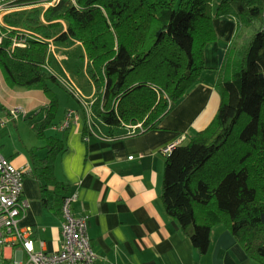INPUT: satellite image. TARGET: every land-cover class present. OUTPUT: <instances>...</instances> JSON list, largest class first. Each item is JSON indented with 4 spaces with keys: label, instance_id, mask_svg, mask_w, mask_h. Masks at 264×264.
I'll return each instance as SVG.
<instances>
[{
    "label": "trees",
    "instance_id": "16d2710c",
    "mask_svg": "<svg viewBox=\"0 0 264 264\" xmlns=\"http://www.w3.org/2000/svg\"><path fill=\"white\" fill-rule=\"evenodd\" d=\"M221 15L235 18L237 26L217 69L219 106L205 128L162 151L160 197L199 254L210 247L212 227L222 223L248 257L264 264V0H60L5 16L12 28L0 25L6 81L41 88L49 99L36 132L47 152L31 171L44 206L62 213L70 192L54 175L63 140L45 133L56 123L59 105L52 85L65 89L43 66L47 39L81 42L94 86L91 116L107 136L117 137L129 133L128 123L157 127L183 97L206 67V45L219 39L213 18ZM60 19L67 21L65 29ZM14 36L26 45L11 48ZM222 152L226 162L213 161ZM208 164L217 168L213 176L202 171Z\"/></svg>",
    "mask_w": 264,
    "mask_h": 264
},
{
    "label": "crops",
    "instance_id": "0c3cea01",
    "mask_svg": "<svg viewBox=\"0 0 264 264\" xmlns=\"http://www.w3.org/2000/svg\"><path fill=\"white\" fill-rule=\"evenodd\" d=\"M35 6L42 10L47 7L35 2L10 11L22 13ZM59 21L65 29L67 21ZM213 24L219 39L206 45V67L181 101L160 119L157 127L109 137L99 118L90 116L92 121L88 123L87 113L75 99L77 105L68 104L62 117L45 129L46 134L59 132L57 136L63 140L65 149L54 159V175L68 185L69 194H74L72 212L88 217L87 232L97 254L95 264H261L248 257L222 223L212 227L210 247L205 254H199L177 221L166 213L160 197L165 162L161 149L177 140L178 143L183 142L195 131L205 128L221 100L216 85L217 69L222 64L237 21L221 15L213 18ZM47 40L46 62L50 67L54 61L60 63V54L78 46L85 57V72L91 81L87 72L88 59L79 40L72 39L66 43L53 38ZM65 78L74 83L71 77ZM57 87L62 88L52 85L58 96ZM93 95L94 86L92 94L85 98H93ZM58 100L60 104L59 96ZM48 101L41 88L9 85L0 68L1 113L10 114V108L18 106L25 111L23 118L31 120L33 115L29 114L33 112L37 121L30 127L34 130L28 133L31 138L29 144L24 140L23 144L13 141L8 147V155L0 150L15 166L26 170L23 197L27 199L28 206L21 223L31 225L34 242L38 239L36 249L41 248L40 241L43 240L47 251H56L62 244V213L44 206L40 184L31 175L37 158L41 159L47 152L45 140L36 132L41 122L39 111ZM69 109L78 113V119L71 120L62 129L61 124L66 121ZM35 138L40 140V144H35ZM6 253L11 254L10 247L6 248Z\"/></svg>",
    "mask_w": 264,
    "mask_h": 264
},
{
    "label": "built area",
    "instance_id": "2783aa9c",
    "mask_svg": "<svg viewBox=\"0 0 264 264\" xmlns=\"http://www.w3.org/2000/svg\"><path fill=\"white\" fill-rule=\"evenodd\" d=\"M20 0H0V14L8 12L18 5ZM60 0H37V4L46 6L54 5ZM76 3V0H71ZM264 30V24H263ZM4 33H0V43L4 39ZM49 41V40H48ZM25 38L14 36L11 38L10 47L25 46ZM43 66L56 75L57 80L64 88L72 94L83 106L88 116L90 124L91 105L93 99H86L82 96L77 86L69 79L57 74L50 65L45 62ZM11 115L16 117L19 113L25 111L21 107H12ZM78 113L69 109L66 113L65 122L61 128H65L70 121H76ZM128 134L141 132L145 130L141 121L127 124ZM178 140L167 144L162 148L163 152L169 151L178 144ZM129 157H132L130 155ZM26 170L15 166L9 158L0 152V264H95L97 254L93 250L88 229V217L86 215H75L72 212V200L74 194L66 195L62 200L61 210L63 223L61 227V247L56 251H47L44 248V241H40L41 248H35L34 238L32 236L31 225L21 223V217L24 215L28 206V201L23 197V180ZM11 248V254L6 253V248ZM16 248L15 253L13 249ZM26 255V259L23 257Z\"/></svg>",
    "mask_w": 264,
    "mask_h": 264
},
{
    "label": "rangeland",
    "instance_id": "374dc122",
    "mask_svg": "<svg viewBox=\"0 0 264 264\" xmlns=\"http://www.w3.org/2000/svg\"><path fill=\"white\" fill-rule=\"evenodd\" d=\"M27 4V3H26ZM26 4L18 5L19 8H22V6ZM28 5V4H27ZM31 8V7H30ZM18 10V9H17ZM13 11L4 12L3 14H0V25L5 26L7 30L12 29L11 26L7 24L4 20V17L11 14ZM7 33L8 31H3ZM59 62L54 61L52 64V67L54 68L55 72L63 77H71V79L76 84L77 88L81 92L82 96L85 98L87 96H90L93 92V84L90 80L87 78L86 74V63H85V57L83 56L82 49L78 46L72 47L69 50L64 51L63 54H60ZM68 72V73H67ZM203 77V76H202ZM204 78V77H203ZM57 93L60 98V104L58 105L56 116L54 117L55 122L58 121L62 115L63 112L68 104H76V98L70 94L67 91H64L62 88L57 87ZM182 99V98H181ZM181 99L178 101L180 102ZM170 108V107H169ZM168 108V109H169ZM11 109V108H10ZM2 110H0V130L2 134V138L0 139V150L3 154L8 155L10 152L8 150V147L13 143V141H19L23 144V140L26 142V144H29L28 142L31 141V138L28 135L29 131L31 132L34 129L32 128V124L36 123L37 121L35 114L32 112L29 115L32 116V119L29 120L27 118H23L22 114H18L16 119H13L14 117L11 114L3 115L4 113H1ZM65 117V115H64ZM246 116L244 117L245 121ZM244 121H241V124H243ZM33 122V123H32ZM31 127V128H30ZM30 129V130H29ZM56 135H60L59 132H56ZM22 135L23 137H20ZM186 140H183L185 142ZM35 144H40V140L35 138ZM12 149V148H11ZM213 161L216 162H226L225 158V152L220 153V157L216 156V158L213 159ZM204 173L213 176L212 174H215L217 172V168H214L211 164H208V166H205L202 170ZM202 172V173H203ZM35 247L38 248V239L35 240ZM17 247L13 249V253H15ZM23 259H26V255H24Z\"/></svg>",
    "mask_w": 264,
    "mask_h": 264
}]
</instances>
